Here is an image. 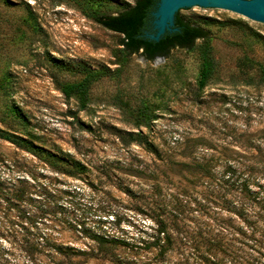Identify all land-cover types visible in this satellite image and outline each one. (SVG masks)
Here are the masks:
<instances>
[{
    "label": "rangeland",
    "instance_id": "1",
    "mask_svg": "<svg viewBox=\"0 0 264 264\" xmlns=\"http://www.w3.org/2000/svg\"><path fill=\"white\" fill-rule=\"evenodd\" d=\"M187 19L212 36L202 89L197 50L119 68L71 0H0V129L55 156L0 138V264H264V23ZM98 69L85 107L62 93Z\"/></svg>",
    "mask_w": 264,
    "mask_h": 264
},
{
    "label": "trees",
    "instance_id": "2",
    "mask_svg": "<svg viewBox=\"0 0 264 264\" xmlns=\"http://www.w3.org/2000/svg\"><path fill=\"white\" fill-rule=\"evenodd\" d=\"M71 1L85 17L110 31L120 34L117 49L119 68L124 66L134 54L152 60L157 56L167 57L173 49L180 48L188 52L197 50L199 53L200 66L197 80L199 89L207 85L217 69V63L212 54V36L210 31L201 24L185 18L174 24V27L177 28L176 31L166 32L157 41L145 36L146 32L152 31V12L159 0H134L133 4L115 8L113 12L107 10L109 7H103L93 0ZM253 63L257 66L259 79L264 84V66L257 62ZM108 75H110V72L107 69L88 70L79 81L63 84L61 91L66 97H76L80 106L85 107L89 100V91L92 84ZM130 135L134 138L138 134ZM0 138L31 154L44 157L48 161L55 158L52 154H43V149L34 145L31 141L2 129H0ZM142 142L151 147L146 140ZM73 166L75 169L79 168V166ZM240 194L244 198L251 199L253 203H258L256 202V194L249 192L245 183L240 187ZM234 212L239 217L247 219L245 212L240 208L234 209ZM97 241L103 244L100 237L97 238Z\"/></svg>",
    "mask_w": 264,
    "mask_h": 264
},
{
    "label": "water",
    "instance_id": "3",
    "mask_svg": "<svg viewBox=\"0 0 264 264\" xmlns=\"http://www.w3.org/2000/svg\"><path fill=\"white\" fill-rule=\"evenodd\" d=\"M242 17L264 23V0H159L152 12V40L176 31L174 24L197 13Z\"/></svg>",
    "mask_w": 264,
    "mask_h": 264
}]
</instances>
